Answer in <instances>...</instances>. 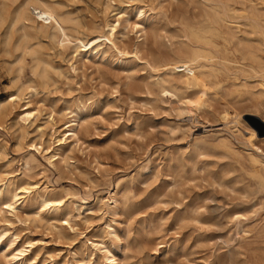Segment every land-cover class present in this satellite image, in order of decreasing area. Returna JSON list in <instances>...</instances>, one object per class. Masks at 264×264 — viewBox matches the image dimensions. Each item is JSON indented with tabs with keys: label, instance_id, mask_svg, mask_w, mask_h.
<instances>
[{
	"label": "rangeland",
	"instance_id": "rangeland-1",
	"mask_svg": "<svg viewBox=\"0 0 264 264\" xmlns=\"http://www.w3.org/2000/svg\"><path fill=\"white\" fill-rule=\"evenodd\" d=\"M20 2L0 0V264H264V0H41L48 22ZM191 31L206 89L157 68ZM96 33L100 54L65 41Z\"/></svg>",
	"mask_w": 264,
	"mask_h": 264
},
{
	"label": "bare ground",
	"instance_id": "bare-ground-1",
	"mask_svg": "<svg viewBox=\"0 0 264 264\" xmlns=\"http://www.w3.org/2000/svg\"><path fill=\"white\" fill-rule=\"evenodd\" d=\"M222 3H223V1H222ZM47 8L48 7H44L41 4V0H21V2L18 4V6L16 8L17 10L15 12V18H16V20H21V19L22 20H25V19L35 20L36 19L35 16L40 15L41 18H43V21H45V22L46 21L48 22L49 19H57L58 15L55 12V9L51 8L48 10ZM223 8H225V7H223ZM3 10H4V8H3ZM118 13L119 14L120 13H126L125 8L123 7ZM140 13H142L141 10H140ZM1 20H3V19H1ZM255 22H256V19H255ZM12 23H13V21H12ZM15 23H16V21H15ZM108 27H109L108 34H110V33L112 34L113 31L115 30L116 24L110 23V24H108ZM51 28H53V27H51ZM142 31L144 33L146 32V30L144 28H142ZM44 32H46V30H44ZM100 33L88 34V35H85L82 37L81 36L80 37L79 36L72 37L70 40H65V41H67V43L69 42V44L70 43L73 44L76 52L79 54H84V55L100 54V52H102L101 47L104 43V42H102V36L103 35L101 36ZM24 35H25V32H24ZM190 35H193L194 37H196V39H198L199 42L195 43L190 37H187V41L184 42L185 43L184 48H180L173 59L159 62L157 68L164 71V69L167 66H170L171 71L185 72L187 85H188V83H195L199 86H203L206 89V87L209 86L210 81L208 79V76L205 74V72L203 70H201L199 68V66L202 65L203 61L210 60L214 55L211 52V50L206 47L205 44H207V42L202 41L200 39L199 33L195 32V31H191ZM36 57L39 59L40 58L39 54ZM44 61H45V59H44ZM170 80L171 79L166 78V79L160 81V83L162 84L164 91L176 92L178 90L177 85L170 82ZM167 83H170V84H167ZM17 98H18V96L15 95L13 99H17ZM20 114H21L20 119L24 123L31 121L32 118L35 116L34 111L31 110L28 105H26L25 108H23V110H22V112H20ZM255 115H257V114H255ZM228 117H229V113L224 112L223 118L228 119ZM232 118H233L234 122H237V123L240 122V117L238 114H235L234 116H232ZM70 121H71L70 124L66 123L67 124L66 129L68 130V134L77 135L78 121L76 118H74ZM250 131H251L250 140H252L253 138H257L258 135H257L256 130L251 128ZM253 160L258 161L257 159H253ZM4 186H5V184H4ZM0 194L3 195V189L2 188H0ZM17 196H18V194L14 195V197H16V198H15L14 202H10L8 204L9 207L15 208V206H16L15 203L17 202ZM46 201H50V200H45V202ZM51 201H53L55 203V205L58 207H60L63 203L62 199H51ZM113 202L117 203V199L113 198ZM17 251H19V252L18 253H15V252L12 253V261L17 259L20 255H22L25 250L24 249H18Z\"/></svg>",
	"mask_w": 264,
	"mask_h": 264
},
{
	"label": "water",
	"instance_id": "water-1",
	"mask_svg": "<svg viewBox=\"0 0 264 264\" xmlns=\"http://www.w3.org/2000/svg\"><path fill=\"white\" fill-rule=\"evenodd\" d=\"M255 124L259 127V129L262 131V128H264V123L259 121L258 119H255Z\"/></svg>",
	"mask_w": 264,
	"mask_h": 264
}]
</instances>
